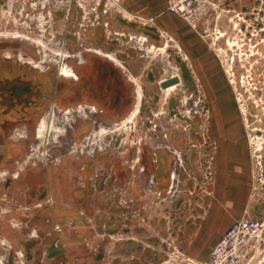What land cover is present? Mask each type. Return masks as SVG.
I'll return each mask as SVG.
<instances>
[{
    "label": "rangeland",
    "instance_id": "obj_1",
    "mask_svg": "<svg viewBox=\"0 0 264 264\" xmlns=\"http://www.w3.org/2000/svg\"><path fill=\"white\" fill-rule=\"evenodd\" d=\"M16 76L52 99L0 129V264H207L234 222H264V0H0V85Z\"/></svg>",
    "mask_w": 264,
    "mask_h": 264
},
{
    "label": "built area",
    "instance_id": "obj_2",
    "mask_svg": "<svg viewBox=\"0 0 264 264\" xmlns=\"http://www.w3.org/2000/svg\"><path fill=\"white\" fill-rule=\"evenodd\" d=\"M194 0H168L169 7L179 14L192 9ZM264 222L244 218L234 222L211 251L207 264H250L258 247Z\"/></svg>",
    "mask_w": 264,
    "mask_h": 264
},
{
    "label": "flooded vegetation",
    "instance_id": "obj_3",
    "mask_svg": "<svg viewBox=\"0 0 264 264\" xmlns=\"http://www.w3.org/2000/svg\"><path fill=\"white\" fill-rule=\"evenodd\" d=\"M15 72H10L13 75ZM3 85H0V107L7 106L0 116V129L2 131H16L20 129H29L28 124L33 114H37L43 106V101L51 100L52 96L48 94L47 82H41L35 86L33 82L28 81L22 76H16L15 81L5 79ZM35 114V115H36ZM23 137L19 131L15 134ZM18 139V138H17Z\"/></svg>",
    "mask_w": 264,
    "mask_h": 264
},
{
    "label": "bare ground",
    "instance_id": "obj_4",
    "mask_svg": "<svg viewBox=\"0 0 264 264\" xmlns=\"http://www.w3.org/2000/svg\"><path fill=\"white\" fill-rule=\"evenodd\" d=\"M88 50H92V49H88ZM99 53L100 54H103V55H106V56H110V54L107 53V52L100 51ZM30 62L31 63L33 62L35 66H39L34 60H31L30 59ZM118 63H119V61H118ZM59 72L64 77H68L70 79L72 78L74 80H79V78H80L79 77V74L76 72V70L71 65H69L68 62L65 61V60L60 65V71ZM178 85H179V83L178 84L171 85V86L167 87L166 90L167 91H170V90L176 88ZM141 101H142V95L140 93L139 94V98H138L137 105L135 107V110L139 109V106H140ZM86 108H89L90 109V111H89L90 114L99 113V108L95 104H91V105L87 104L86 106L84 104H80L79 106H77V108L75 109V111H77L79 114L85 113ZM63 112L65 113V115H68V116H70V114L73 113L71 108H67ZM50 114H51V112H49V113L46 112L45 113V116L42 117V120H41V122H40V124L38 125V128H37V132L39 133V136H43L45 134L46 130H48L49 127L51 126V124L53 122V119L50 116H52L54 114H52V115H50ZM133 115H134V113H133ZM97 123H98V127L96 128V130H94L93 136L95 135L94 137L99 138L101 140L103 138L105 139V137H107V136L112 137L113 135L116 136V135L122 134L123 133V130H124L123 124H121V123L104 124L100 120H97ZM64 124H65V122H64ZM62 131H64V130H62ZM16 137L19 138L20 135L17 134ZM94 145H96V144L93 143V148L95 149ZM97 147H99L98 149H101L102 144L97 145Z\"/></svg>",
    "mask_w": 264,
    "mask_h": 264
},
{
    "label": "water",
    "instance_id": "obj_5",
    "mask_svg": "<svg viewBox=\"0 0 264 264\" xmlns=\"http://www.w3.org/2000/svg\"><path fill=\"white\" fill-rule=\"evenodd\" d=\"M180 82V77L178 75H173L168 79L161 81V87L167 88L171 85L178 84Z\"/></svg>",
    "mask_w": 264,
    "mask_h": 264
}]
</instances>
